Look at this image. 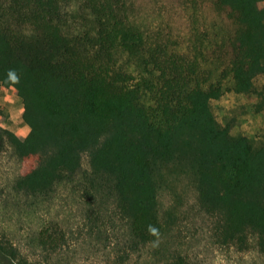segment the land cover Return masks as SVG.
<instances>
[{"label":"trees","instance_id":"16d2710c","mask_svg":"<svg viewBox=\"0 0 264 264\" xmlns=\"http://www.w3.org/2000/svg\"><path fill=\"white\" fill-rule=\"evenodd\" d=\"M0 84L30 127L22 136L0 124V152L37 160L18 193L79 176L88 204L113 202L140 252L165 235L166 175L190 174L216 243L264 254V143L211 107L228 93L264 100V0H0ZM54 236L41 231L49 254L34 262L0 233V260L52 264Z\"/></svg>","mask_w":264,"mask_h":264},{"label":"rangeland","instance_id":"374dc122","mask_svg":"<svg viewBox=\"0 0 264 264\" xmlns=\"http://www.w3.org/2000/svg\"><path fill=\"white\" fill-rule=\"evenodd\" d=\"M22 107V100L0 84V124L26 136L30 127L22 118ZM211 107L222 125L232 124L236 134L247 135L255 145L264 143L262 98L228 93L213 100ZM36 165L37 160H20L9 144L0 152V233L30 261L46 260L49 252L40 246L39 236L47 229L58 240L52 264H168L178 255L188 264H264V254L256 249L240 252L216 243L215 218L200 207L190 174L166 175L159 192L165 235L157 244L134 252L127 226L118 218L113 202L102 209L96 205L103 211L102 218L97 223L90 221L88 212L96 206L88 204L79 176L45 195L15 191L16 180ZM89 169L85 154L82 171Z\"/></svg>","mask_w":264,"mask_h":264},{"label":"clouds","instance_id":"9594fccd","mask_svg":"<svg viewBox=\"0 0 264 264\" xmlns=\"http://www.w3.org/2000/svg\"><path fill=\"white\" fill-rule=\"evenodd\" d=\"M13 79H15V75L13 73H10ZM153 233L155 232V229H150Z\"/></svg>","mask_w":264,"mask_h":264}]
</instances>
